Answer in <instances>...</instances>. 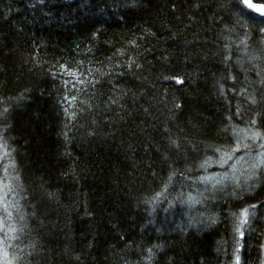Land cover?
Wrapping results in <instances>:
<instances>
[{
	"label": "trees",
	"instance_id": "trees-1",
	"mask_svg": "<svg viewBox=\"0 0 264 264\" xmlns=\"http://www.w3.org/2000/svg\"><path fill=\"white\" fill-rule=\"evenodd\" d=\"M0 144V264H264V16L0 0Z\"/></svg>",
	"mask_w": 264,
	"mask_h": 264
},
{
	"label": "snow or ice",
	"instance_id": "snow-or-ice-1",
	"mask_svg": "<svg viewBox=\"0 0 264 264\" xmlns=\"http://www.w3.org/2000/svg\"><path fill=\"white\" fill-rule=\"evenodd\" d=\"M241 2L243 3V4H245V5H247V7L248 8H254L255 6L254 5H252V4H250V3H248V0H241ZM258 11H261V13L262 14H264V8H260V9H257ZM242 43H243V41H242ZM70 75H74V74H72V73H69ZM255 135H259L258 133L257 134H255ZM4 147H6V145H4V144H0V148H4ZM239 144H237V147L235 148V149H233V150H229V152H226L225 154H224V156L221 158V161H220V163H221V165H223L224 163H227L228 162V160H230V159H232L233 158V155H234V152L235 151H239ZM246 147V146H245ZM261 148H264V144H262L261 145ZM217 151H219V150H217ZM5 155H7V153H4ZM261 155H264V153H262ZM242 159V158H241ZM207 164H208V161H205L204 162V164H202L201 165V167L203 168V167H206L207 166ZM260 164L261 165H264V160H261L260 161ZM257 165H253V167H256ZM6 171V170H5ZM169 179H171V177L169 178ZM200 179L202 180V181H204V180H208L209 178L208 177H200ZM5 209H6V205H5ZM3 230V222L2 221H0V231H2ZM12 231H14V229H11ZM4 256L6 257L7 256V252L5 251L4 252Z\"/></svg>",
	"mask_w": 264,
	"mask_h": 264
},
{
	"label": "water",
	"instance_id": "water-1",
	"mask_svg": "<svg viewBox=\"0 0 264 264\" xmlns=\"http://www.w3.org/2000/svg\"><path fill=\"white\" fill-rule=\"evenodd\" d=\"M248 3L254 5V8H250L251 10L255 11L257 14L264 16V14L261 13V11H258L257 9L264 8V2L260 0H248ZM247 6V5H246Z\"/></svg>",
	"mask_w": 264,
	"mask_h": 264
},
{
	"label": "rangeland",
	"instance_id": "rangeland-1",
	"mask_svg": "<svg viewBox=\"0 0 264 264\" xmlns=\"http://www.w3.org/2000/svg\"><path fill=\"white\" fill-rule=\"evenodd\" d=\"M239 262V261H238ZM240 263V262H239Z\"/></svg>",
	"mask_w": 264,
	"mask_h": 264
}]
</instances>
